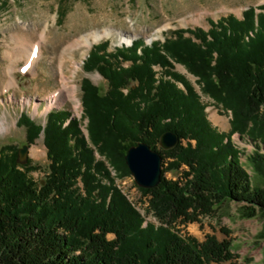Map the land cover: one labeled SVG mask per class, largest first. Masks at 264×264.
<instances>
[{"label":"trees","instance_id":"trees-1","mask_svg":"<svg viewBox=\"0 0 264 264\" xmlns=\"http://www.w3.org/2000/svg\"><path fill=\"white\" fill-rule=\"evenodd\" d=\"M210 25L208 30L178 28L151 44L138 38L113 51L108 40L93 45L83 69L99 72L107 88L102 92L88 77L82 79L81 118L87 119L88 135L69 110L50 111L45 124L22 113L18 124L26 128L27 143L43 135L49 172L35 180L30 173L38 167L19 164L16 146L0 148V264L235 259L230 240L183 237L176 224L214 217L230 202L239 204L242 218L264 224V4L244 10L242 18L229 14ZM177 63L197 77L216 105L231 111L229 134L210 124L206 105L175 70ZM167 131L179 141L163 149L160 140ZM234 133L255 144L247 159L254 179L232 143ZM141 141L162 156L161 182L141 188L151 195L149 207L159 226H144L107 165L121 176L131 174L125 156ZM183 166L181 179L166 177L167 170ZM260 238L264 241V226Z\"/></svg>","mask_w":264,"mask_h":264},{"label":"rangeland","instance_id":"rangeland-1","mask_svg":"<svg viewBox=\"0 0 264 264\" xmlns=\"http://www.w3.org/2000/svg\"><path fill=\"white\" fill-rule=\"evenodd\" d=\"M261 4H264V0H0V75L13 66V56H4L6 50L13 52L27 38L31 42L39 35L46 34L47 37L42 43L44 53L37 64V72L33 74L16 69L12 72L16 85L7 90L0 86V118L7 120L8 125L7 129L0 131V148L14 145L19 155V149L28 145L26 163H18L37 166L30 176L38 181L44 179L49 172V160L43 135L29 145L26 128L18 124L19 118L24 112L35 122L45 124L50 111L66 109L75 118L81 119V129L88 135L87 119L81 118L82 79L88 77L102 92L107 88V82L99 72H86L83 69L93 45L108 40V49L113 51L116 47L132 45L133 40L138 38L145 43L164 41L172 30L196 27L208 30L210 20L217 21L229 14L242 18L244 10ZM105 30L110 35L101 36L91 46L74 43L77 46L64 51V71L69 75L71 94L69 98L49 107L45 92L59 89L62 79L58 55L66 45L78 40L80 35ZM126 37L131 38V41L124 40ZM20 65H25L24 59ZM156 70L160 73L162 69L157 66ZM175 70L184 75L200 95L202 103L206 105L210 124L218 132L229 134L231 111L216 105L210 96L204 94L197 77L185 66L177 63ZM180 86L183 87L182 84ZM231 140L234 147L241 151V161L246 169L253 179L256 178L247 163L248 156L255 150V144L246 135L238 133L232 134ZM183 143L186 145V142ZM261 149L264 152V146ZM96 156L101 158L97 152ZM107 165L116 187L141 216L144 226H159V220L149 207L151 195H145L141 189L143 187L137 184L132 173L121 176L113 166ZM184 169L185 166L178 170H167L165 175L168 179L179 180ZM238 208L239 204L230 202L220 207L214 217L201 216L199 221L176 224V228L183 237H194L200 242L209 235L219 240H230L236 257L231 262L219 264H264V241L260 238L263 221L259 218H242ZM223 229H227L229 234H225ZM109 238H114V235L109 234Z\"/></svg>","mask_w":264,"mask_h":264},{"label":"bare ground","instance_id":"bare-ground-1","mask_svg":"<svg viewBox=\"0 0 264 264\" xmlns=\"http://www.w3.org/2000/svg\"><path fill=\"white\" fill-rule=\"evenodd\" d=\"M103 35H110V32L108 30H105L102 32L95 31V32L86 33L84 35H80L78 40L66 45L64 47V50L61 52V54L58 55V58H59L58 59V69H59L62 79L59 82L60 83L59 89L45 92V96L49 99V107H52L53 104L57 102H62L65 98H69L71 94L70 83L68 81L69 75L64 71V62L66 60L64 51L67 50L68 48H73L74 46H77V45H83V43H86L88 46H91L95 40H98V38H100ZM128 37H126V39L124 40H127V42H130L131 38L129 39ZM46 38H47L46 34L39 35L38 38H36V40L34 39V41H31V42H29V39L27 38V39H24L25 43H22V45L14 49L13 51L14 54H12L13 52H11L10 50H6L4 52L5 57L11 56V55L13 56L12 58L13 66L9 70H5L4 74L0 75V86L2 89L4 88L5 90H7L10 87H13L16 85L15 78L12 74V72L16 69H21L23 71L25 70L27 71V73H33V74L37 72L36 70L37 64L39 63L44 53L43 48H42L43 46L42 43L45 41ZM74 43H76L77 45H75ZM22 59H24V62H25L24 66L20 65V61ZM7 128H8L7 120L0 118V131H3Z\"/></svg>","mask_w":264,"mask_h":264},{"label":"water","instance_id":"water-1","mask_svg":"<svg viewBox=\"0 0 264 264\" xmlns=\"http://www.w3.org/2000/svg\"><path fill=\"white\" fill-rule=\"evenodd\" d=\"M179 141V136L172 132H165L160 140L164 149L174 147ZM29 146L24 145L19 149L18 162L26 163ZM127 165L137 182L143 188H154L161 182L162 156L152 149L146 142H138L131 146L125 156Z\"/></svg>","mask_w":264,"mask_h":264}]
</instances>
